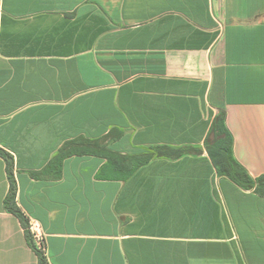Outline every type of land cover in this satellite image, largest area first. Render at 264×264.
<instances>
[{"label":"crops","instance_id":"1","mask_svg":"<svg viewBox=\"0 0 264 264\" xmlns=\"http://www.w3.org/2000/svg\"><path fill=\"white\" fill-rule=\"evenodd\" d=\"M235 162L264 175V0H0V264H264V197L217 173L219 114ZM152 155L130 176L74 139ZM196 147L180 158L153 148Z\"/></svg>","mask_w":264,"mask_h":264},{"label":"trees","instance_id":"2","mask_svg":"<svg viewBox=\"0 0 264 264\" xmlns=\"http://www.w3.org/2000/svg\"><path fill=\"white\" fill-rule=\"evenodd\" d=\"M120 136L121 133L119 131L113 130L100 139H74L67 141L58 149L56 155L48 163L47 170L53 173L52 178L58 179L62 162L64 160L72 156L94 155L105 158L108 164L113 168L122 169L126 175L125 177L130 176L140 165L146 163L152 155L127 157L118 155L108 150L106 144L110 141L119 139ZM204 146L218 174L228 177L242 188L249 189L254 186V192L258 196L264 197V175L252 180L232 157L231 136L225 127L223 113H219L213 120ZM153 151L156 157L174 159L188 154L196 155L200 153L199 148L189 146L182 148L156 146L153 148ZM0 155L7 159V170L10 179L8 206L11 211L16 212L13 208L15 184L12 176L11 159L2 151H0ZM27 237L31 243L28 233ZM30 245L33 249L32 243ZM35 254L37 256V264H48L46 257H44L41 253L35 252Z\"/></svg>","mask_w":264,"mask_h":264},{"label":"built area","instance_id":"3","mask_svg":"<svg viewBox=\"0 0 264 264\" xmlns=\"http://www.w3.org/2000/svg\"><path fill=\"white\" fill-rule=\"evenodd\" d=\"M26 232L31 240L33 249L35 252L41 253L44 257L46 256V239L45 234L40 224L30 218H26Z\"/></svg>","mask_w":264,"mask_h":264}]
</instances>
